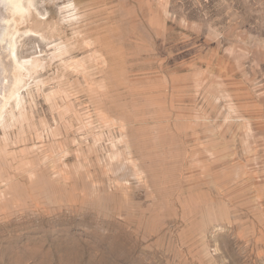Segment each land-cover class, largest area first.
<instances>
[{
	"label": "rangeland",
	"instance_id": "obj_1",
	"mask_svg": "<svg viewBox=\"0 0 264 264\" xmlns=\"http://www.w3.org/2000/svg\"><path fill=\"white\" fill-rule=\"evenodd\" d=\"M11 1L0 264H264V0Z\"/></svg>",
	"mask_w": 264,
	"mask_h": 264
},
{
	"label": "bare ground",
	"instance_id": "obj_2",
	"mask_svg": "<svg viewBox=\"0 0 264 264\" xmlns=\"http://www.w3.org/2000/svg\"><path fill=\"white\" fill-rule=\"evenodd\" d=\"M21 1V0H20ZM22 3V2H21ZM10 4L12 5V4H14L13 6H14V8H12V9H19V8H21V5H20V3H12V1L11 0H0V5H2L3 6V9H1L2 7L0 6V21H6V22H8L7 20V18L5 17L6 15H4V12L6 11V10H8L7 8L10 6ZM10 8V7H9ZM3 10H5V11H3ZM6 13V12H5ZM0 42H6V45L7 46H10L11 45V41L10 40H8V38H7V34H8V30H7V26H6V23H4V25H1L0 24ZM2 65V64H1ZM0 69H1V73L3 72V65L2 66H0ZM3 74V73H2ZM3 78V77H2ZM0 81H1V79H0ZM3 82V81H2ZM0 84H2V83H0ZM3 85H4V82H3ZM5 88L6 86L4 85V86H2L1 88ZM2 191V190H1Z\"/></svg>",
	"mask_w": 264,
	"mask_h": 264
}]
</instances>
